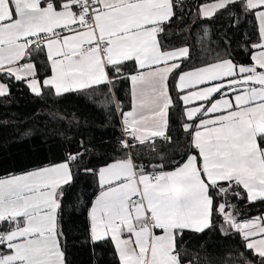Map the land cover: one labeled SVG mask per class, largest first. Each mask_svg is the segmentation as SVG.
<instances>
[{
	"label": "snow or ice",
	"instance_id": "obj_1",
	"mask_svg": "<svg viewBox=\"0 0 264 264\" xmlns=\"http://www.w3.org/2000/svg\"><path fill=\"white\" fill-rule=\"evenodd\" d=\"M184 11V0H0V76L37 96L44 88L61 95L130 80V111L109 87L123 117V155L84 168L101 188L88 209L94 257L97 243H111L115 264H193L185 235L217 228L225 236L235 230L251 253L238 251L235 264H264V215L241 223L232 202L264 205V0H211L197 11L201 21L225 14L229 28L256 22L249 65L235 63L225 41L224 56L185 71L187 41L164 43ZM201 31L202 40L209 28ZM9 83L0 82V96L10 94ZM182 147L166 170L165 149L179 155ZM83 155L0 178V264H70L64 198ZM67 207L71 215L76 205Z\"/></svg>",
	"mask_w": 264,
	"mask_h": 264
},
{
	"label": "trees",
	"instance_id": "obj_2",
	"mask_svg": "<svg viewBox=\"0 0 264 264\" xmlns=\"http://www.w3.org/2000/svg\"><path fill=\"white\" fill-rule=\"evenodd\" d=\"M207 1L211 0H197L194 8L192 0H184L183 22L179 16L172 21L164 43L169 48H177L187 41L192 58L186 61L184 70L211 63L217 54L224 56L227 47L225 41L230 44L227 51L235 63L251 64L253 49L250 45L259 42L256 22L253 20L251 24L229 28L232 22L224 18L225 14L201 21L197 16L198 7ZM202 25L209 28V35L201 40ZM245 32L249 37L248 47L243 46ZM128 69H136L133 61L128 62ZM1 79L9 83L3 76ZM9 87L10 94L0 97V178L62 162L69 153L84 152L81 160L73 165L75 182L64 198L66 257L70 264H93L94 259L102 254L103 259L99 260V264H115L111 243H97L94 257L93 246L87 241L88 209L100 186L97 176L84 172L85 167L98 170L123 155L119 144L123 136V117L109 96V87L112 86H95L61 95L44 88L41 96L29 92L22 82L12 80ZM112 92L115 100L120 102L122 111L127 112L131 105L129 80L117 83L112 87ZM173 127L177 125L173 124ZM27 130H30V135L24 136ZM179 137L181 141L185 139L182 131ZM165 151L170 160V167L166 170H170L175 162L181 160L183 147L179 155H171L169 149ZM139 162H147V157ZM232 202L239 205L241 215L237 217L238 221L264 213L261 211L264 205L259 202L249 204L246 199ZM70 204L76 205L71 215L67 207ZM220 222L217 217V223ZM184 247L193 264H235L234 258L238 251H244L245 255L252 258L251 253L242 247L241 236L235 230L228 236L217 228L202 235L186 234Z\"/></svg>",
	"mask_w": 264,
	"mask_h": 264
},
{
	"label": "crops",
	"instance_id": "obj_3",
	"mask_svg": "<svg viewBox=\"0 0 264 264\" xmlns=\"http://www.w3.org/2000/svg\"><path fill=\"white\" fill-rule=\"evenodd\" d=\"M211 1H207V2H204V3H201L200 5H202V4H207V3H210ZM199 5V6H200ZM254 51V50H253ZM253 53V52H252ZM26 61H28V60H24L23 61V63L24 62H26ZM133 63L135 64V62L133 61ZM244 65H246V64H244ZM249 65V64H248ZM135 66H136V64H135ZM136 68H137V66H136ZM185 71H187V70H185ZM5 78V77H4ZM13 81H15L14 79H13ZM0 82H3V83H5L2 79H1V76H0ZM131 82H130V80H129V84H130ZM25 84V83H24ZM25 86H26V84H25ZM27 87V86H26ZM28 88V87H27ZM28 90H29V88H28ZM53 92H54V90H52ZM29 92H31L30 90H29ZM32 93V92H31ZM129 94H130V102H131V91L129 90ZM217 98H219V97H217ZM131 107H132V102H131V105H130V107H129V109L127 110V111H130L131 110ZM58 163H60V162H58ZM53 164H55V163H53ZM50 165V164H49ZM45 166H48V165H45ZM45 166H42V167H45ZM42 167H39V168H42ZM35 169H37V168H35ZM35 169H33V170H35ZM171 170V169H170ZM29 171H32V170H29ZM26 172H28V171H26ZM26 172H22V173H18V174H14V175H20V174H24V173H26ZM9 176H11V175H9ZM6 177H8V176H6ZM6 177H2V178H6ZM99 182V181H98ZM100 186V185H99ZM100 190H101V188H100ZM100 190H99V192H100ZM99 192L97 193V195L99 194ZM96 195V196H97Z\"/></svg>",
	"mask_w": 264,
	"mask_h": 264
},
{
	"label": "rangeland",
	"instance_id": "obj_4",
	"mask_svg": "<svg viewBox=\"0 0 264 264\" xmlns=\"http://www.w3.org/2000/svg\"><path fill=\"white\" fill-rule=\"evenodd\" d=\"M28 61H26V62H24V63H27ZM30 90V89H29ZM129 90L131 91V83L129 84ZM1 97V96H0ZM173 153H171V155H172ZM174 155V154H173ZM262 215H264V213L262 214ZM239 222H243V221H239Z\"/></svg>",
	"mask_w": 264,
	"mask_h": 264
},
{
	"label": "water",
	"instance_id": "obj_5",
	"mask_svg": "<svg viewBox=\"0 0 264 264\" xmlns=\"http://www.w3.org/2000/svg\"><path fill=\"white\" fill-rule=\"evenodd\" d=\"M196 1L197 0H192V3H193L194 8H195Z\"/></svg>",
	"mask_w": 264,
	"mask_h": 264
}]
</instances>
